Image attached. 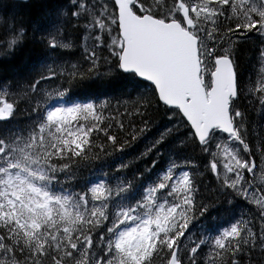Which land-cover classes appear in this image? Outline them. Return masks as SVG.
Instances as JSON below:
<instances>
[{"label": "snow or ice", "instance_id": "6c2138e0", "mask_svg": "<svg viewBox=\"0 0 264 264\" xmlns=\"http://www.w3.org/2000/svg\"><path fill=\"white\" fill-rule=\"evenodd\" d=\"M46 7L41 30L0 0V56L43 49L38 68L0 80V264H264V0ZM96 82L119 94L73 92ZM21 105L29 122L5 127ZM100 153L120 154L114 173L73 186Z\"/></svg>", "mask_w": 264, "mask_h": 264}, {"label": "trees", "instance_id": "16d2710c", "mask_svg": "<svg viewBox=\"0 0 264 264\" xmlns=\"http://www.w3.org/2000/svg\"><path fill=\"white\" fill-rule=\"evenodd\" d=\"M5 3L16 4L17 11L21 14L22 18L24 19L25 23L31 22L33 27L40 26L41 30L48 26L49 17L47 15L49 8L46 7L47 5H54L58 2V0H29V5L24 7L22 3L15 2L12 0H4ZM43 56V49L38 46L36 43L32 42L31 40L21 48L20 50L16 51L14 56H0V80H4L6 78L16 77L19 78L21 72L28 70H34L35 68L39 67V60ZM252 56L251 52L245 51L244 58L242 60V71L247 74L249 72V61ZM61 82L58 80H51L43 82V87L47 91H54L59 87ZM120 86L117 84H109L107 82H96V83H89L85 85H80L73 89V92L84 96L90 93H101L107 92L109 95H116L119 94ZM154 123L152 125V130L145 134L136 144L134 145L135 151L129 150L132 152V156L136 155L137 152L143 151L144 146L148 144L151 139H153L157 135V130L161 127L163 123L162 115L154 116ZM29 121L27 120V111L26 106L21 105V111L16 115L14 120V125H5V127H12L19 125L20 127L25 126ZM166 151V150H165ZM182 155L187 154L191 155L190 150H186L185 153H181ZM99 160H93L87 165L81 167L77 173V180L71 181L73 186L80 185L82 186L85 180L89 177L90 173H93L96 169H101V171L105 173H114V169L116 166L119 165L120 156L119 153H113L111 156H104L103 153L99 154ZM152 159H159L156 156L151 157ZM124 162L128 163L131 160V156H125ZM149 165L147 163V158L143 162H139V167L141 170L147 168ZM100 173L97 172L96 175ZM64 178L61 177V180ZM202 180V191L203 195L208 196L209 192L205 186L212 184V179L209 174L205 173L200 177ZM217 206L220 205L221 201H216ZM217 213H213V217H215ZM220 216L227 219L231 212H225L223 208L219 213ZM213 223L212 220H201L196 221L193 224L192 232L197 235H204L207 232V228L209 225Z\"/></svg>", "mask_w": 264, "mask_h": 264}, {"label": "water", "instance_id": "95a60500", "mask_svg": "<svg viewBox=\"0 0 264 264\" xmlns=\"http://www.w3.org/2000/svg\"><path fill=\"white\" fill-rule=\"evenodd\" d=\"M20 1H22V0H20Z\"/></svg>", "mask_w": 264, "mask_h": 264}]
</instances>
